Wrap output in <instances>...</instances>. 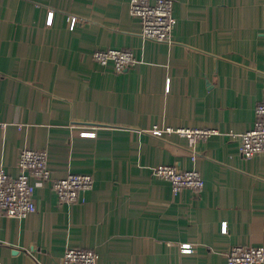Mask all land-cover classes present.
Wrapping results in <instances>:
<instances>
[{"label": "crops", "instance_id": "obj_1", "mask_svg": "<svg viewBox=\"0 0 264 264\" xmlns=\"http://www.w3.org/2000/svg\"><path fill=\"white\" fill-rule=\"evenodd\" d=\"M174 16L158 41L130 0H0V164L17 176L22 148L47 149L53 178H95L85 201L44 182L36 212L2 215L0 264H61L67 246L98 264H228L232 246H264V153L241 155L230 134L264 101V0H174ZM108 48L141 61L117 72L93 57ZM158 164L196 168L205 186L176 194Z\"/></svg>", "mask_w": 264, "mask_h": 264}, {"label": "built area", "instance_id": "obj_2", "mask_svg": "<svg viewBox=\"0 0 264 264\" xmlns=\"http://www.w3.org/2000/svg\"><path fill=\"white\" fill-rule=\"evenodd\" d=\"M130 13L138 17L142 23L144 37L158 41H171L176 19L174 16V0H130ZM74 17L71 26H74ZM93 57L101 64L112 63L115 71L122 72L141 60L132 49L108 48L93 52ZM257 120L254 126L244 132H230L239 138V151L245 157H252L264 153V101L256 108ZM153 132H178L190 140L205 138L217 133L215 129L203 128H160L154 126ZM82 134L95 136L96 131L85 130ZM49 153L47 149L24 147L18 154L17 166L19 174L11 175L0 164V217L25 218L38 210L35 199L39 184L48 182L57 193L60 202L74 203L85 201L83 192L94 186L95 178L92 174L69 173L62 178H53L48 164ZM196 156H193L195 159ZM153 172L160 178L171 183L174 193L184 188L200 191L205 186V178L196 168H181L172 164H158ZM223 231L227 232L224 223ZM228 264H258L264 263V246L235 245L226 253ZM100 253L93 248L67 246L61 264H98Z\"/></svg>", "mask_w": 264, "mask_h": 264}]
</instances>
